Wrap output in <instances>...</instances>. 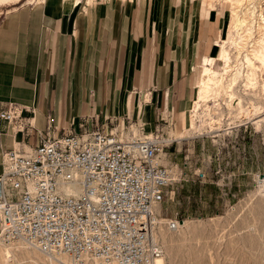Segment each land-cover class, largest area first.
Here are the masks:
<instances>
[{"label": "crops", "instance_id": "0c3cea01", "mask_svg": "<svg viewBox=\"0 0 264 264\" xmlns=\"http://www.w3.org/2000/svg\"><path fill=\"white\" fill-rule=\"evenodd\" d=\"M7 4L0 15V111L22 105L32 127L22 132L0 119V174L6 150L28 151L52 125L59 135L71 125L78 129L82 119L121 136L133 122L144 134L161 129L173 142L191 138L176 139L187 129L195 89L190 45L198 42L195 55L204 63L216 52L210 31L191 38L158 0ZM205 6L204 28L213 9ZM141 136L133 128L124 137Z\"/></svg>", "mask_w": 264, "mask_h": 264}, {"label": "rangeland", "instance_id": "374dc122", "mask_svg": "<svg viewBox=\"0 0 264 264\" xmlns=\"http://www.w3.org/2000/svg\"><path fill=\"white\" fill-rule=\"evenodd\" d=\"M17 1L0 0V13ZM239 1L158 0L157 7L168 6L191 38L210 31L231 52L230 61H216V41V52L203 63L195 55L198 42L190 45L188 71L195 89L187 129L176 139L191 138L174 141L173 153L164 149L161 155L172 170L155 212L165 264H264V66L258 60L264 52L259 26L264 0ZM205 5L213 8L206 28ZM240 19L247 25L237 32ZM204 68L217 70L218 81L198 105L194 99ZM139 126L126 122L123 137L133 128L141 132ZM0 264L60 263L27 244L0 242Z\"/></svg>", "mask_w": 264, "mask_h": 264}, {"label": "built area", "instance_id": "2783aa9c", "mask_svg": "<svg viewBox=\"0 0 264 264\" xmlns=\"http://www.w3.org/2000/svg\"><path fill=\"white\" fill-rule=\"evenodd\" d=\"M23 111L9 103L0 119L27 132ZM72 126L53 135L52 125L34 148L4 152L0 241H25L72 264H164L153 206L172 181L161 155L173 140L161 129L144 135L142 126V139L90 128L85 119Z\"/></svg>", "mask_w": 264, "mask_h": 264}, {"label": "bare ground", "instance_id": "6f19581e", "mask_svg": "<svg viewBox=\"0 0 264 264\" xmlns=\"http://www.w3.org/2000/svg\"><path fill=\"white\" fill-rule=\"evenodd\" d=\"M244 0H240L239 1V5L241 2H243ZM238 4V3H237ZM235 5V4H234ZM238 5V6H239ZM237 6V5H236ZM243 17V16H241ZM261 18V17H260ZM262 18H263V22H264V16L262 15ZM243 19V18H242ZM246 19L242 20H238L237 24L235 25V29L237 30V32H239L241 29H242V25L243 24H246ZM247 25V24H246ZM263 24H260L259 26L261 31L263 30V33H264V25L262 26ZM262 33V34H263ZM264 36V35H263ZM218 46L220 47V51H219V54L215 57V60L216 61H228L230 58H231V52L230 50H228L226 47V42H218ZM259 61L261 62V64H263L264 66V52L262 51H259V57H258ZM230 61V60H229ZM205 69V68H204ZM213 70V68H206L202 73H201V77H200V82H199V86H198V91H197V94H196V97L194 99V102L196 104H200V102L204 99H206L209 94L212 92V88H213V85L215 84V82L217 83L216 81V75H215V71ZM218 72V71H217ZM217 74V73H216ZM220 81V80H219ZM215 87V86H214ZM74 187H69L68 188V192H73L75 194H78V191H76V187L75 189H73ZM160 206V202H155L154 206H153V211L154 212H158V207ZM158 224H159V221L157 220ZM157 227L158 225L155 227L154 231H153V238L155 240H159L158 236H157ZM1 242V241H0ZM18 243H22V244H27V246H30V247H34L36 248L35 246H33L32 244L28 243V242H25V241H16ZM3 243V242H2ZM4 244H8L10 245L11 243H4ZM163 248V252H164V259H163V262L165 264V250H164V247L162 246ZM38 249V248H37ZM39 250V249H38ZM49 256L52 257V259L54 260V258L56 259V261L60 264H67V262L69 261V264H72L71 263V260L67 257V256H59V255H52V254H48Z\"/></svg>", "mask_w": 264, "mask_h": 264}]
</instances>
